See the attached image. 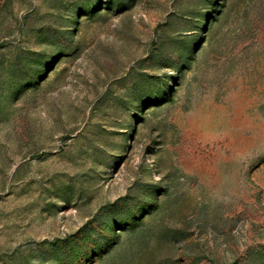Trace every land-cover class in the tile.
Instances as JSON below:
<instances>
[{
	"label": "rangeland",
	"instance_id": "374dc122",
	"mask_svg": "<svg viewBox=\"0 0 264 264\" xmlns=\"http://www.w3.org/2000/svg\"><path fill=\"white\" fill-rule=\"evenodd\" d=\"M0 264H264V0H0Z\"/></svg>",
	"mask_w": 264,
	"mask_h": 264
}]
</instances>
